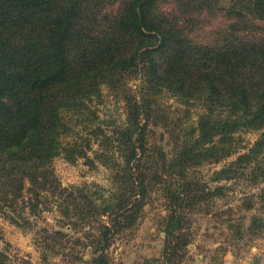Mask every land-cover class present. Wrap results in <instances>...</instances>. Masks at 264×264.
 Masks as SVG:
<instances>
[{"label":"trees","instance_id":"trees-1","mask_svg":"<svg viewBox=\"0 0 264 264\" xmlns=\"http://www.w3.org/2000/svg\"><path fill=\"white\" fill-rule=\"evenodd\" d=\"M204 14L231 20L209 43L192 35ZM105 88L124 102L121 122L100 121ZM164 93L199 107L170 155L148 139ZM244 132L257 133L247 148ZM233 156L212 172L215 185L194 173ZM59 157L102 165L111 188L62 186ZM241 178L259 184L245 210L264 204V0H0V214L11 223L56 208L62 226H92L88 264H108L116 236L159 188L167 207L161 258L180 264L190 214L225 196L222 182ZM263 228L252 214L247 230ZM44 234L61 245L66 236Z\"/></svg>","mask_w":264,"mask_h":264},{"label":"rangeland","instance_id":"rangeland-1","mask_svg":"<svg viewBox=\"0 0 264 264\" xmlns=\"http://www.w3.org/2000/svg\"><path fill=\"white\" fill-rule=\"evenodd\" d=\"M201 19L203 24L192 34L199 43L213 41L216 33L231 23L221 14H204ZM129 87L136 91L137 82H130ZM102 95L97 106L100 121L118 123L124 120V102L119 93L105 88ZM197 110L198 106L186 108L176 98L164 93L150 112L149 142L161 146L170 155L186 126L195 122ZM240 136L242 147L247 148L255 141L257 133L244 132ZM234 159L233 156L219 164L198 167L194 173L208 185H215L210 181L212 172L220 169L225 161ZM53 168L64 187H101L105 194L112 186L110 171L98 163L92 166L80 159L72 164L59 157L53 161ZM221 185L227 187L225 196L197 206L190 214L192 238L182 251L184 257L180 264H264V228L260 234L247 230L252 214L264 219V204L256 203L251 211L244 208L245 198L253 192L257 193L259 184L241 178L231 183L222 182ZM262 186L264 183L259 187ZM166 214V202L158 188L151 193L135 224L116 236L107 251L108 264H166L161 258V231ZM22 215L25 219L19 218V224L15 225L0 214V248L6 264H88L91 261V246L87 245L84 235V232H94L90 229L91 225L77 231L62 226L60 221L63 218L56 208L41 211L36 217L26 211ZM53 231L66 235L62 245L43 238L44 233L52 234ZM44 243L48 247L45 248Z\"/></svg>","mask_w":264,"mask_h":264}]
</instances>
